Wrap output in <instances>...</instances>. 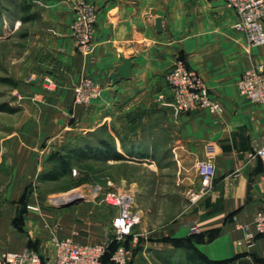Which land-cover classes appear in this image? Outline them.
Here are the masks:
<instances>
[{"label":"crops","instance_id":"1","mask_svg":"<svg viewBox=\"0 0 264 264\" xmlns=\"http://www.w3.org/2000/svg\"><path fill=\"white\" fill-rule=\"evenodd\" d=\"M39 1L52 31L39 48L38 76L52 79L57 98L43 99L39 79L27 102L13 101L14 121L1 114L6 120L0 121V251L29 248L44 259L54 256L55 247L33 242L43 238L45 214L31 212L24 230L13 219L25 188L52 170L50 156L64 150L72 163L79 149L86 156L123 155L138 163L170 156L182 183L194 192L203 187L195 164H215L208 194L175 221L141 231L140 241L127 245V264H264V238L254 248L238 244L242 227L264 205V160L255 156L264 144V106L242 96L238 82L264 63V46L248 47L234 28L236 12L223 0H88L99 16L92 49L82 54L70 30L73 5L81 0ZM122 57L132 60L131 77L113 85L110 76ZM178 60L203 78L221 112L200 108L173 115L165 75ZM84 78L101 85L102 94L77 107L73 91ZM56 107L62 108L59 114ZM96 130L110 136L92 135ZM194 225L197 233L190 230ZM110 226L104 227L105 238Z\"/></svg>","mask_w":264,"mask_h":264},{"label":"rangeland","instance_id":"2","mask_svg":"<svg viewBox=\"0 0 264 264\" xmlns=\"http://www.w3.org/2000/svg\"><path fill=\"white\" fill-rule=\"evenodd\" d=\"M40 2L43 3L39 0H0V117L2 113L5 116L8 114L9 122L15 119L13 113L5 111V108L13 110V101L19 97L27 102L31 96L30 87L39 84V79L45 91L42 93H46L43 99L57 98L54 96L55 85L52 79L38 76L39 48L45 46L44 36L52 31ZM83 3L92 5L98 14L96 5L91 1L81 0L74 3V18L70 30L77 51L87 54L92 49L94 37L89 51L83 53L79 51L71 29L76 17L75 7ZM86 79L90 78L82 79L73 91V103L77 107L90 105L94 101L82 104L77 100V87ZM39 97L40 94H35V98ZM61 109L56 107V114H59ZM4 120L6 119H0ZM98 132H105L110 136L103 130H96L92 135H97ZM72 146L78 149L81 146L80 140ZM58 152L65 156L66 151ZM79 156L74 157L68 175L57 181L39 177L25 188L23 199L18 203V216L13 219V223L17 229L24 230L31 212L41 211L45 214L46 217L42 220L43 238L33 241L37 245L43 241L44 246L48 244L54 248L57 240L65 238L84 241L86 244L106 239L104 227L116 214L114 208L102 202L108 192L127 189L133 195L137 212L141 216L139 224L135 227L138 239L135 241L133 237L127 238L126 246L132 242L138 243L144 229L158 230L162 225L175 221L178 215L188 210L201 196L208 194H203V187L199 192H194L189 185H184L170 156L161 158V155H156L151 163L130 161L123 155H117L119 158L90 153V156H80V159ZM197 196L200 197L196 198ZM78 197L81 198L79 202L68 207L62 206Z\"/></svg>","mask_w":264,"mask_h":264},{"label":"built area","instance_id":"3","mask_svg":"<svg viewBox=\"0 0 264 264\" xmlns=\"http://www.w3.org/2000/svg\"><path fill=\"white\" fill-rule=\"evenodd\" d=\"M223 1L228 8L236 12L237 21L234 28L245 35L248 47L264 46V0ZM75 11L72 33L79 51L86 53L91 48L98 14L92 5L84 3L76 6ZM165 79L172 93V101L168 106L176 117L200 108L212 113L222 111V104L211 97L205 81L182 60L174 63ZM101 89L99 84L86 79L77 87L78 102H92L100 97ZM238 90L252 103L264 106V63L255 64L243 73L238 82ZM255 156L264 160V144L256 149ZM195 166L203 183L202 192L206 194L210 191L215 176V164L211 160H201ZM102 202L116 210L108 228L111 233L103 241L97 244H80L71 238L60 239L56 241L54 256L46 259L29 248L21 252L0 251V264H103V259L110 252L113 243H116L117 247L111 253V261L114 264H127L131 250L125 242L129 237L138 239L135 227L141 219L135 199L127 189L122 188L106 193ZM242 228L244 240L238 244L247 245L248 248L255 247L257 240L264 238V205L255 214L252 223ZM191 232H198L195 225L191 227Z\"/></svg>","mask_w":264,"mask_h":264},{"label":"trees","instance_id":"4","mask_svg":"<svg viewBox=\"0 0 264 264\" xmlns=\"http://www.w3.org/2000/svg\"><path fill=\"white\" fill-rule=\"evenodd\" d=\"M3 109V107H2ZM6 110L5 111H8V112H12L13 110L12 109H7L5 108ZM103 145H105L106 142H101ZM76 153H74L72 155V157H77L78 155H80L81 157L82 156H86L87 154H81L79 152V149L75 151ZM99 155V154H97ZM80 156H79V159H80ZM90 156V155H89ZM101 156H104V155H101ZM117 156V155H116ZM100 157V156H99ZM120 158V156H117ZM78 158V157H77ZM70 159V158H69ZM48 162L50 163V165L52 166V170L45 174L44 176H42V178L44 180H48V181H57L59 180L60 178L64 177L65 175H68L70 170H71V161L68 160V156H62L58 153H53ZM117 247V244L116 243H113L111 248H110V252L108 254L105 255L104 259H103V264H114L112 261H111V253L116 249ZM190 259L192 260V257H190ZM194 260H196V257L194 258ZM222 264V263H220Z\"/></svg>","mask_w":264,"mask_h":264},{"label":"water","instance_id":"5","mask_svg":"<svg viewBox=\"0 0 264 264\" xmlns=\"http://www.w3.org/2000/svg\"><path fill=\"white\" fill-rule=\"evenodd\" d=\"M163 20L161 18H158L156 20V26L155 29L158 33L162 32L163 26H162ZM133 63L131 59H127L122 57V64L118 68L116 72H114L111 76L110 79L112 80V84L116 85L118 82L121 80H127L131 77V71H132ZM81 200L80 197L71 199L64 204H62L63 207H68L71 206L74 203H77Z\"/></svg>","mask_w":264,"mask_h":264}]
</instances>
